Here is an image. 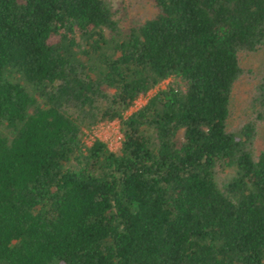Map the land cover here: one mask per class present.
Segmentation results:
<instances>
[{"label":"trees","instance_id":"1","mask_svg":"<svg viewBox=\"0 0 264 264\" xmlns=\"http://www.w3.org/2000/svg\"><path fill=\"white\" fill-rule=\"evenodd\" d=\"M148 1L0 0V264H264V0Z\"/></svg>","mask_w":264,"mask_h":264},{"label":"rangeland","instance_id":"2","mask_svg":"<svg viewBox=\"0 0 264 264\" xmlns=\"http://www.w3.org/2000/svg\"><path fill=\"white\" fill-rule=\"evenodd\" d=\"M112 4L119 9L123 24H129L151 16L155 12L152 2L148 0H111ZM241 63L244 66V74L234 86L232 96L231 114L229 116V126H235L238 122L246 117L248 102L251 99L254 84L259 79V75L264 73V47L252 53L242 55ZM168 80L166 79L160 85L163 86ZM157 87L149 90L146 94L139 95L134 103L125 111V115L141 107L156 91ZM95 138L106 142L108 147L116 150L121 145L122 133L119 127V120H105L97 123L86 130L85 141L91 143ZM264 142V125L261 126L260 133L256 140V146L260 148Z\"/></svg>","mask_w":264,"mask_h":264}]
</instances>
